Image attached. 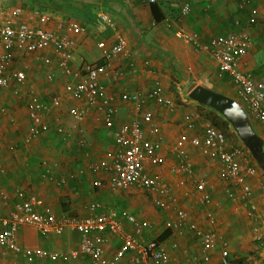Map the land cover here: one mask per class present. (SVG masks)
<instances>
[{
  "label": "crops",
  "instance_id": "1",
  "mask_svg": "<svg viewBox=\"0 0 264 264\" xmlns=\"http://www.w3.org/2000/svg\"><path fill=\"white\" fill-rule=\"evenodd\" d=\"M147 1L0 0V13L3 12L6 18L12 16V10L17 8L21 9V15L15 18V21L18 23L27 22L34 27H45L59 32L65 26L72 23L83 28V32L73 35L75 39L74 58L72 61L73 68H79L85 63L94 65L104 62L105 59L103 58L102 50L98 47L100 42H104L106 47H111L116 43L117 34L125 36L128 41L130 56L120 55V59L114 60L113 63L116 69L110 72L108 76L102 78V81L107 87L106 93L112 98L117 109L115 123L111 129L106 128L102 121H97L94 112L89 113L86 120L78 124L80 125L79 135L81 134V136L76 135L74 130L68 129L64 125L63 112L66 113V116L73 124H76L68 115L66 93L65 89H63V85L73 80L69 76L58 74L54 83L47 81L46 77L51 72V66L45 60L46 58H51L52 63L55 64L57 59L55 52L52 50L38 53H31L25 50L16 52L14 67L24 70L27 79L23 85L12 82L10 87L0 88V90H5L4 94H8L9 96L12 94V97L19 103H21V91L25 87L21 90L20 88L25 85L34 89L32 100L48 101L52 94H56L62 99V106L60 108H52L46 115V121L53 128L57 126L64 127L68 141L62 140L56 132H51L52 134L46 133L35 142L38 143L42 139L41 145L37 146V152L31 150L34 154L30 153L29 158L25 157L23 163L25 169L23 168L24 171L22 172L21 170L18 176L27 182L24 183L23 188L16 189L25 190L27 193L40 196L44 201V206L50 208L60 217L63 215L70 216L71 213L81 215L76 216L77 218L87 216L92 213L89 205L95 202L111 206V203L106 201L109 198L108 191L111 190L107 185H104L101 189H95L97 187H94L93 183L96 176L88 171V166L104 158L106 152L116 147L115 134L122 124L128 123L135 118L141 119L145 114H152L154 120L159 124L161 134L164 138L162 149L159 151L160 155L166 161L165 168L161 169L160 167V172L165 177L163 184L176 194V189L179 187L176 184L171 185L168 176L169 174L176 175L171 173L169 168L171 165L178 163V159L172 154L171 148L182 134L190 137L203 136V125L209 122L203 118L201 119L200 115L196 112V110L200 111L202 108L200 106L203 105H199L189 98L191 90L196 86H203L209 89L217 88L226 96L237 101L240 100L238 90L231 83L230 77L227 75L225 77L218 76L217 66L213 59L207 53L197 52L192 45L177 36L176 33L179 27H183L186 31L194 33L205 40L211 36L226 35L234 32L237 29L235 22L240 20L253 38V48L247 58L242 62L240 68L243 71L253 72L257 78L264 73V0H156V3L160 5L165 14V19L162 22L155 21L151 4ZM187 2L190 3L191 9L188 14L182 17L181 9ZM35 12L39 13L40 17L47 18L46 22H42L39 16L30 20V14ZM251 15H254V24L249 22ZM104 16L109 17L114 25H108L103 20ZM166 18L174 20V23L175 19L179 18L180 23H173L168 26L165 22ZM1 21H3L2 17H0ZM132 62L138 69L137 73L130 71V64ZM54 71H57L55 67ZM156 81L159 82L162 93L171 98L176 104L174 111L171 112L155 102H147L140 111H137L133 103L124 102L120 99L121 93L145 94L154 87ZM9 103L11 101L4 100L0 104V107H3L7 111L9 108L5 104L10 106ZM178 104L183 107V110L178 108ZM155 107L161 108L163 110L162 113H165V117L162 113L156 114L158 109L155 111ZM191 112L198 116V125L202 126L203 133L189 127L186 117ZM252 123L257 134L264 139L263 128L254 120H252ZM227 130L235 135V139L237 138L236 141L231 143L228 139L229 147L235 148L239 147L238 145L242 146L243 144H241V141L230 124ZM184 131H187V133H183ZM173 133H176L177 136H174ZM80 138L86 140L85 147H79L77 145V141ZM242 149L245 152V159L257 169V174L251 179V183L258 195L261 192L259 191L260 187L264 186V172L260 170L251 154V158L248 157L247 153L249 151L246 152L247 150L245 151L244 147ZM33 150H36L35 147ZM200 151L202 149L198 150L189 145L186 147L187 157L193 165V178L187 173L178 174H184L186 176L184 180L186 181L190 182L193 180L191 184L189 182L187 184L192 188L189 191L191 193L193 190L197 192L195 183L198 179L196 178V180L195 176L205 178L208 183L207 192L212 198L213 206L207 207L200 202L199 196L194 198V195L185 193L184 199L186 201H184L182 207L184 209L186 207V210L190 211L192 219L203 225L205 229L217 231L223 239L228 241L226 235H230V231L236 230L235 227L237 225L241 223L240 225L243 226L245 223L251 227L252 221H250L246 210L239 205L240 218L232 212L229 213L227 209L221 211L223 205H221L220 209L216 207V203H225V200H220L222 199L220 196V187L225 183L219 179L222 166L217 160L209 156H204ZM9 156L12 157V154L9 153ZM168 156H170V159H167ZM44 160L48 161V165L43 164ZM33 161L37 168L34 166ZM53 161L58 163L57 168H52L50 162ZM9 164L11 165V163ZM27 167H30L31 172H29ZM148 169L151 173H155L153 167L149 166ZM197 171L199 175L196 174ZM5 173L1 176V189L7 178ZM69 173H74L75 178L68 181L65 185H59L58 181L61 177ZM28 185H31V187H26ZM16 190L12 198L7 194L4 196L9 201L10 206L7 210L8 202H5L6 204L0 203V213L8 214L11 211L13 203L16 200ZM55 193L59 194L58 201H56ZM74 194H79L80 196ZM256 197L258 198L257 203L259 201V204H262L259 196ZM78 199L82 203L87 202L82 206V203L77 202ZM198 206L204 207V209L201 207L203 214H200ZM209 209L217 217L216 224L212 226H209L205 220L206 212ZM248 219L249 222L247 221ZM67 231L73 232L74 238H72V242L69 241L67 233L61 236L49 235L46 237L33 227H22L19 231L18 238L23 247L69 252L70 250L78 248L79 234L76 230L67 229ZM57 237L60 239L58 240ZM115 237L117 236L108 235V241L105 245V254L107 257H112L116 251L117 238ZM198 248L199 246L196 252L189 257L187 250L181 252L179 256L180 262H184L188 258L192 259L194 255L198 254ZM79 258L69 262H62L61 260H40L37 263L36 261L34 262L35 264H92L86 256ZM5 260H7L8 264H18L22 261L27 262L22 257L15 256L11 253L5 258L0 259V264L4 263ZM215 261H219L218 250L212 253V261L210 263L203 264H212ZM121 264H128V258L123 260Z\"/></svg>",
  "mask_w": 264,
  "mask_h": 264
},
{
  "label": "built area",
  "instance_id": "2",
  "mask_svg": "<svg viewBox=\"0 0 264 264\" xmlns=\"http://www.w3.org/2000/svg\"><path fill=\"white\" fill-rule=\"evenodd\" d=\"M156 0H148L152 4ZM190 3L182 6V17L190 12ZM21 9L12 10V16L6 18L0 13L3 21L0 22V88H8L12 82L24 84L27 75L24 70L15 68L16 52L28 51L31 53L54 51L56 63L51 58L45 62L51 66V72L47 75V81L53 83L57 75L69 76L72 82L63 85L66 93L68 115L80 124L84 122L89 113L96 114V120L102 121L106 128L111 129L115 123L117 109L112 98L106 93L107 87L102 78L114 71V60L120 59V55L130 56L128 41L125 36L117 34L116 43L106 47L100 42L98 47L102 50L104 62L101 64H83L79 68H73L75 39L73 35L84 31L75 24H69L62 31H54L45 27H34L27 22H16L15 18L21 15ZM30 20L39 16V13L30 14ZM40 17V16H39ZM42 22L47 18L40 17ZM103 20L110 26L114 23L104 16ZM168 26L174 20L166 18ZM249 22L255 23L254 15ZM179 24L180 19H175ZM174 23V24H175ZM237 28L226 35L211 36L205 40L194 33L179 27L177 36L194 47L197 52L207 53L216 63L218 76L230 77L231 83L238 90L239 102L245 107L252 120L256 121L264 130V73L256 77L251 71H243L240 66L253 48V38L239 20L235 22ZM65 29V30H64ZM148 64V62H146ZM145 64L146 66H148ZM131 72L137 73L138 69L132 62ZM57 69V71H54ZM120 99L135 105L140 111L147 102H155L169 111H174L176 104L165 96L156 81L154 87L141 93H121ZM62 105V99L56 96L50 103H41L32 100L29 104V124L24 144L31 145L37 142L48 132H56L64 141H68L67 133L62 126L51 127L46 121V115ZM7 111L0 107V115ZM187 119L192 129L196 115L191 112ZM203 136H188L182 134L174 143L171 152L178 159V163L171 165L169 170L173 174L187 173L192 176V163L187 157L186 147L189 145L196 149H204L210 157L217 160L222 169L219 179L229 182L225 190L226 196L234 204L243 207L250 218L251 241L264 249V186L261 192L256 194L251 179L256 176L257 169L245 159V152L239 147H229L226 134L210 122L203 125ZM163 135L159 124L152 114H145L141 119L122 124L115 134L116 147L106 152L104 158L98 162L89 164L88 171L96 176L94 187L102 188L107 185L113 192H119L130 188H138L145 192L152 204L159 210L173 215L165 224L167 229L186 230L191 232L199 242L198 254L190 260V264H203L212 261V253L219 252L220 264H231L232 254L228 241L222 238L215 230L205 229L203 225L192 219L190 212L180 205L179 198L165 187L161 179L149 171V166H158L164 169L166 161L159 151L163 145ZM79 147L86 146V140L80 138L77 141ZM52 168H57V162H50ZM48 165V161H43ZM5 169L0 166V190L1 176ZM75 178L74 173L62 176L59 185H65ZM193 178V176H192ZM198 179V180H197ZM195 188L200 197V202L207 206H213L212 198L207 192V180L197 178ZM16 200L8 214L0 213V259L9 253L27 259L61 260L69 262L77 260L81 256L91 259L92 264H121L128 258V264H172L169 252L157 241H145L140 225L135 215L111 209L109 206L95 202L89 205L91 214L84 217L58 216L50 208L44 206L43 199L25 190H16ZM259 196L262 204L257 203ZM221 208V203L215 204ZM121 219H124L133 229L125 231ZM209 226L216 224L217 217L209 209L205 215ZM22 227H33L44 236L63 235L67 229L76 230L79 234V246L69 252L52 251L44 248L23 247L18 238ZM116 235L121 239L120 247L112 257L105 254V245L108 235ZM7 259V258H6ZM2 264H8L5 260ZM264 264V257H263Z\"/></svg>",
  "mask_w": 264,
  "mask_h": 264
},
{
  "label": "rangeland",
  "instance_id": "3",
  "mask_svg": "<svg viewBox=\"0 0 264 264\" xmlns=\"http://www.w3.org/2000/svg\"><path fill=\"white\" fill-rule=\"evenodd\" d=\"M21 89H23L21 91V95H22V97L20 98L21 103L17 102L12 97V94H10V92H8L10 94L9 96L8 94L7 95L4 94L5 90H0V104H2V101L4 100L11 101V103H9L10 106L5 104V106L9 108L7 109V115L5 116L0 115V166L6 170L5 176H7L5 180V184L3 183L2 189L0 190V203L6 204L8 202L7 210L9 209L10 203L8 200H6V198H4V196L7 194L8 196H11L12 198L13 193L17 188L24 187L25 185L24 183L27 181L22 178H19L18 173L21 170L23 172L25 169V166L23 164L25 157L29 158L30 153H32L31 150L33 152H37L38 150L37 146H40L42 143V139L38 143H35L32 145H25L23 142L24 137L26 135L27 124H28L29 104L32 102L31 100L33 99L32 95H33L34 89L28 87L27 85L20 88V90ZM211 89L223 94V92H220V90H218L217 88H211ZM50 96L52 97L53 94ZM48 101H41V102H48ZM178 108L180 110H183V107L180 106V104H178ZM157 109H158V112L156 114L162 113L163 110L161 108L155 107V111ZM196 112L201 117V111L196 110ZM62 114L64 115V118H63L65 121L64 125H66L68 129L74 130V133L76 135H79L80 125L73 124V122L66 116V113L63 112ZM162 115L165 117V113H162ZM186 121H188V124H189V120L187 119V117H186ZM198 121L199 119H198V116L196 115V120H195L193 129H197L200 131V133H203V128L201 125L200 126L198 125L199 124ZM228 130L225 131V133L227 134V137L230 143L233 141H236L237 138L235 139V135L231 131H228ZM48 133H51V132H48ZM183 133H187V131H184ZM173 135L177 136L176 133H173ZM79 136H81V134ZM238 146L239 148L244 147L243 145L242 146L238 145ZM34 147L36 149L35 151L33 150ZM246 150L247 149L245 148V151ZM4 151L6 152L5 154H4ZM200 152L204 156L210 157V155L207 152L205 153L204 149H202V151ZM246 152H248V150ZM9 153L12 154V157L9 156ZM247 155L249 158H251L249 152L247 153ZM167 159H170V156H168ZM9 163H11V165ZM33 163H34V166L36 167L34 161ZM151 167L155 169L154 174L161 179L162 183H163V180L165 182V177L162 174V172H160L161 169L158 168V166H154V165H151ZM27 168L29 172H31L30 167H27ZM198 173L199 172L197 171L196 174ZM168 176H169L170 184L171 185L176 184L179 187L176 189L177 193L176 194L174 193V194L180 199L181 206L184 205L183 203L184 201H186L184 199L185 193L189 195L190 194L194 195V198L198 196V194L194 190H193L194 192L192 191V193L189 192L190 190H192V188L187 185L189 181L184 180V178L186 179V176L184 174H176V175L169 174ZM196 178H202V177L195 176V179ZM220 181L225 182L223 186L220 187V191H221L220 196L222 198L220 200H225V203L220 202L221 205H223V209L221 211L223 210L225 211L227 209L229 213L232 212L233 214L238 215V218H240L238 205L232 203L225 194V190L230 186L229 182L227 180L226 181L220 180ZM191 182H193V180L190 181L189 183L191 184ZM11 184H14V185H11ZM26 187H31V185H28ZM60 190H63V189H60ZM108 192H109L108 194L109 198L108 199L106 198L107 199L106 201L111 203V206L109 205V207L117 211L127 212V213L135 215L140 225L143 226L142 235L145 241H151V240L157 241L167 231L165 224L168 220L172 219L174 216L157 209L152 204L148 195L145 194V192H143L142 190L138 188H130L125 191H120L116 193L112 191H108ZM54 195H55L56 201H58L59 194L55 193ZM74 195L80 196L79 194H74ZM83 200H86V199H83ZM77 202H80V204L82 203L81 201H79V199ZM86 202L87 201L83 202L82 206ZM201 207L204 209L203 206ZM201 207H199L198 209H199L200 214H203ZM70 216L76 217V216H81V215L71 213ZM247 221L249 222V219ZM219 222H220V218H219ZM121 223L123 224L125 231L132 232L133 228L124 219H121ZM240 224L239 225L236 224L237 225V227H235L236 230H233L232 232L230 231L231 234L226 235L227 240L229 241V244H230V250L232 254L231 264H263L264 249H261L259 245L251 241V236H250L251 227L247 226L245 223L243 224V226H241ZM171 232L172 234L167 240L161 241L159 243H161L163 247L169 252L171 256V260L173 261L172 264H190L191 258L186 259L184 262H180L179 256L181 252H184V250H187L188 257L192 256L197 250L198 241L196 240V238L192 236V234L187 233L185 231L173 229ZM65 233H67V235L69 236V241L72 242L73 241L72 238H74L73 232L67 231ZM115 238H117L116 239L117 240L116 250H117L121 245V239L118 236ZM59 239L60 238H58V240ZM20 264H35V262L33 260H28L27 262L22 261ZM212 264H219V261L217 262L215 261Z\"/></svg>",
  "mask_w": 264,
  "mask_h": 264
},
{
  "label": "water",
  "instance_id": "4",
  "mask_svg": "<svg viewBox=\"0 0 264 264\" xmlns=\"http://www.w3.org/2000/svg\"><path fill=\"white\" fill-rule=\"evenodd\" d=\"M189 98L199 105L212 109L229 123L243 146L264 172V139L257 134L252 120L241 103L203 86L193 88Z\"/></svg>",
  "mask_w": 264,
  "mask_h": 264
},
{
  "label": "trees",
  "instance_id": "5",
  "mask_svg": "<svg viewBox=\"0 0 264 264\" xmlns=\"http://www.w3.org/2000/svg\"><path fill=\"white\" fill-rule=\"evenodd\" d=\"M151 10H152V13H153V16L155 18V21L156 22H162L164 19H165V14L164 12L162 11V8L160 7V5L158 3H152L151 4ZM47 79V77H46ZM54 83V82H53ZM57 95L56 94H53V96L49 99L48 102L46 103H50L51 99L56 97ZM38 101V100H36ZM41 102V101H40ZM42 103V102H41ZM62 106V105H61ZM60 106V107H61ZM59 107V108H60ZM202 107L200 109L201 111V117L206 120V121H209L211 124H213L215 127L223 130L224 132L227 130V128H229V124L222 118L220 117L215 111H213L212 109L210 108H206L204 106H200ZM58 108V107H57ZM96 190L97 189H100V188H95ZM171 229H167V231L157 240V242H161V241H164V240H167L172 232ZM181 231H185L187 232L186 230L182 229ZM187 233H190L192 234L191 232H187ZM192 236L195 238V236L192 234ZM23 258V257H22ZM81 258V257H80ZM79 258V259H80ZM24 260H26L25 258H23ZM90 260L91 262V259L90 258H87ZM29 259H27L26 261H28ZM30 260H33V261H36L39 262L40 260L39 259H36V258H31ZM49 260V259H48ZM46 261V260H45Z\"/></svg>",
  "mask_w": 264,
  "mask_h": 264
},
{
  "label": "clouds",
  "instance_id": "6",
  "mask_svg": "<svg viewBox=\"0 0 264 264\" xmlns=\"http://www.w3.org/2000/svg\"><path fill=\"white\" fill-rule=\"evenodd\" d=\"M155 2H156V1H155ZM155 2H154V3H155ZM181 14H182V12H181ZM238 102H239V101H238ZM239 103H240V102H239ZM231 258H232V257H231Z\"/></svg>",
  "mask_w": 264,
  "mask_h": 264
}]
</instances>
